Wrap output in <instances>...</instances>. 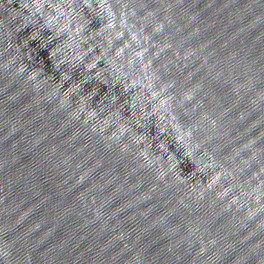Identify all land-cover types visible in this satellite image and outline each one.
<instances>
[{"label": "water", "instance_id": "water-1", "mask_svg": "<svg viewBox=\"0 0 264 264\" xmlns=\"http://www.w3.org/2000/svg\"><path fill=\"white\" fill-rule=\"evenodd\" d=\"M50 2L0 0V264H264V0Z\"/></svg>", "mask_w": 264, "mask_h": 264}, {"label": "clouds", "instance_id": "clouds-1", "mask_svg": "<svg viewBox=\"0 0 264 264\" xmlns=\"http://www.w3.org/2000/svg\"><path fill=\"white\" fill-rule=\"evenodd\" d=\"M84 5L86 7H91L89 0H84ZM25 7L30 8V15L39 17V19L43 22L42 30L52 28L56 25L57 31H71L68 28V24L73 19V8L70 4L65 5L61 3H52L50 0H32L31 5H25ZM65 8L67 10H65ZM61 19H63L64 23H60ZM32 39L34 38L30 37V40ZM88 67H91V65H85L86 69ZM35 75L36 74L33 73L30 78L34 79ZM61 75H64L67 78L66 73H61Z\"/></svg>", "mask_w": 264, "mask_h": 264}]
</instances>
